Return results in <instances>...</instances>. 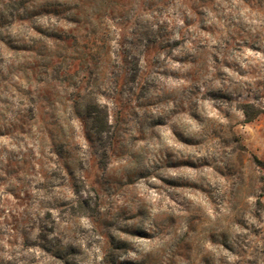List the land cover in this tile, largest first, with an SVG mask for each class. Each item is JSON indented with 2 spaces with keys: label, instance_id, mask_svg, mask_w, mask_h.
I'll list each match as a JSON object with an SVG mask.
<instances>
[{
  "label": "rangeland",
  "instance_id": "374dc122",
  "mask_svg": "<svg viewBox=\"0 0 264 264\" xmlns=\"http://www.w3.org/2000/svg\"><path fill=\"white\" fill-rule=\"evenodd\" d=\"M0 264H264V0H0Z\"/></svg>",
  "mask_w": 264,
  "mask_h": 264
},
{
  "label": "trees",
  "instance_id": "16d2710c",
  "mask_svg": "<svg viewBox=\"0 0 264 264\" xmlns=\"http://www.w3.org/2000/svg\"><path fill=\"white\" fill-rule=\"evenodd\" d=\"M249 106L242 105L241 111L243 115L246 117V122H250L254 116L257 114H251L248 110ZM84 115L89 119L91 129L96 134L104 133L108 130V125L106 121V113L99 108H97L95 105L92 104H86L83 106Z\"/></svg>",
  "mask_w": 264,
  "mask_h": 264
}]
</instances>
